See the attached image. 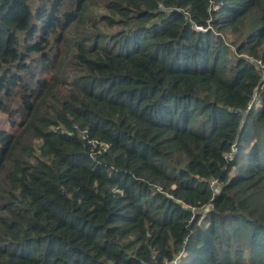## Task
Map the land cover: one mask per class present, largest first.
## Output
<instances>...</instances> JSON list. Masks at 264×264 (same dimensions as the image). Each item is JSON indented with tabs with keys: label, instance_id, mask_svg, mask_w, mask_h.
Instances as JSON below:
<instances>
[{
	"label": "trees",
	"instance_id": "trees-1",
	"mask_svg": "<svg viewBox=\"0 0 264 264\" xmlns=\"http://www.w3.org/2000/svg\"><path fill=\"white\" fill-rule=\"evenodd\" d=\"M258 61L264 0H0V264H264Z\"/></svg>",
	"mask_w": 264,
	"mask_h": 264
},
{
	"label": "rangeland",
	"instance_id": "rangeland-1",
	"mask_svg": "<svg viewBox=\"0 0 264 264\" xmlns=\"http://www.w3.org/2000/svg\"><path fill=\"white\" fill-rule=\"evenodd\" d=\"M94 12L95 13H99V12H102V11L98 10V11H94ZM249 18H250V16L247 15L244 20L248 21ZM245 23H247V22H245ZM225 38H230V36L226 35ZM0 129L6 130V131H11L10 127H9V125L7 123V117H6V115L4 113H0Z\"/></svg>",
	"mask_w": 264,
	"mask_h": 264
},
{
	"label": "built area",
	"instance_id": "built-area-1",
	"mask_svg": "<svg viewBox=\"0 0 264 264\" xmlns=\"http://www.w3.org/2000/svg\"><path fill=\"white\" fill-rule=\"evenodd\" d=\"M197 30H202L201 28H196ZM257 63V66L262 70V74H261V77H262V80H261V82H263V87H264V63H262V62H260V61H258V62H256ZM259 89L261 90L262 89V87H259ZM256 101V95L254 96V98H253V101L251 102V104H250V106H249V108L253 105V103ZM248 108V109H249ZM215 185H216V182L215 181H211V187H215Z\"/></svg>",
	"mask_w": 264,
	"mask_h": 264
}]
</instances>
